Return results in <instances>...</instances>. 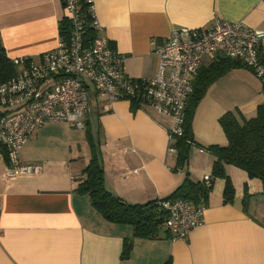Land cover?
<instances>
[{
	"label": "crops",
	"instance_id": "crops-1",
	"mask_svg": "<svg viewBox=\"0 0 264 264\" xmlns=\"http://www.w3.org/2000/svg\"><path fill=\"white\" fill-rule=\"evenodd\" d=\"M93 7L103 35L123 57L124 75L132 80L156 75L155 50L174 30L226 21L264 32V0H93ZM63 17L61 0H0L6 56L38 60L54 50ZM220 59L205 58L193 83ZM262 104L264 86L250 70L238 66L217 78L196 107L194 143L186 166H179L176 152H169L168 117L148 104L135 110L127 100L109 104L89 86L84 130L48 123L22 147L23 162L38 165V175L6 179L0 155V264H264L260 181L226 165L234 200L224 204V180L211 177L214 157L206 150L227 144L222 115L238 111L253 117ZM90 139L101 159L105 189L129 204L167 197L186 175L195 182L210 177L204 223L186 240H172L163 226L154 238H136L132 226L106 220L88 196L76 191L92 157Z\"/></svg>",
	"mask_w": 264,
	"mask_h": 264
},
{
	"label": "built area",
	"instance_id": "built-area-1",
	"mask_svg": "<svg viewBox=\"0 0 264 264\" xmlns=\"http://www.w3.org/2000/svg\"><path fill=\"white\" fill-rule=\"evenodd\" d=\"M61 1L63 18L70 23L68 34L59 36L56 48L38 60L13 59L16 75L0 85V155L6 157L8 180L40 173L38 165L25 163L21 158L22 147L35 131L48 123H64L68 130L86 128L89 86L109 104L134 99L168 117L169 152L174 153L173 140L184 133L185 105L205 58L236 61L264 81L260 59L264 32L226 21H216L209 28L172 31L168 41L155 50L156 75L129 79L122 71L123 57L103 35L93 0H84L95 32L89 46L84 43L85 18L80 0ZM71 179L75 181L74 177ZM210 180L205 176L203 183L209 186ZM158 210L164 214L163 227L170 238L186 240L190 232L204 223L206 204L202 197L197 204L183 199L162 200Z\"/></svg>",
	"mask_w": 264,
	"mask_h": 264
},
{
	"label": "trees",
	"instance_id": "trees-1",
	"mask_svg": "<svg viewBox=\"0 0 264 264\" xmlns=\"http://www.w3.org/2000/svg\"><path fill=\"white\" fill-rule=\"evenodd\" d=\"M79 6L85 18L84 43L89 46L95 38V32L90 26L91 18L87 12L88 4L84 0H80ZM69 29V21L63 18L58 24L59 36L65 37ZM260 59L264 65V56H261ZM238 66L244 67L236 61L221 58L200 73L194 81L193 92L185 105L184 133L181 137L174 138L172 145L175 148L176 161L179 166H186L189 148L194 143L191 126L198 103L205 95L208 87L217 78ZM15 75L16 67L6 56L0 43V85L11 80ZM261 83L264 86V81ZM139 105L138 100L133 99L131 101L133 110L137 109ZM219 123L226 135L227 144L223 146L209 145L206 150L214 157L211 177L224 180L223 203L230 204L234 200V187L224 170L226 165L244 171L249 179L259 180L262 186V194H264V104L257 107L253 117L245 118L238 111H228L220 117ZM90 148L92 149V157L83 170L84 177L76 185V191L88 196L93 208L106 220L132 226L136 238H154L157 231L163 226L164 214L158 210L159 201L183 199L192 204H197L200 197L205 201L211 191L212 179L207 186L203 181L195 182L186 175L182 184L167 197L145 204L126 203L105 189L101 159L96 152L97 149L95 150L96 145L91 139ZM2 156L6 159L5 155ZM245 195L247 196L246 190ZM126 246L127 252L130 249V244ZM164 264H171V261L168 260Z\"/></svg>",
	"mask_w": 264,
	"mask_h": 264
},
{
	"label": "rangeland",
	"instance_id": "rangeland-1",
	"mask_svg": "<svg viewBox=\"0 0 264 264\" xmlns=\"http://www.w3.org/2000/svg\"><path fill=\"white\" fill-rule=\"evenodd\" d=\"M188 155H189V152H188Z\"/></svg>",
	"mask_w": 264,
	"mask_h": 264
}]
</instances>
